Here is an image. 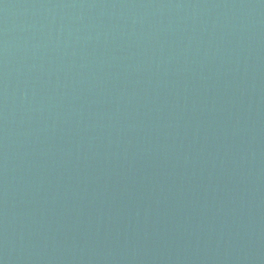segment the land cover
Here are the masks:
<instances>
[{
    "label": "water",
    "instance_id": "95a60500",
    "mask_svg": "<svg viewBox=\"0 0 264 264\" xmlns=\"http://www.w3.org/2000/svg\"><path fill=\"white\" fill-rule=\"evenodd\" d=\"M264 182V0H0V264H92Z\"/></svg>",
    "mask_w": 264,
    "mask_h": 264
}]
</instances>
